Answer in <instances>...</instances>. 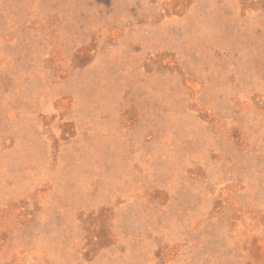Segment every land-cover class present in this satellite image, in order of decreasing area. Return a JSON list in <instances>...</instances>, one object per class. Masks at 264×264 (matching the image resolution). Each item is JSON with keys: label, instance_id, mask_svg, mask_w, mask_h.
Listing matches in <instances>:
<instances>
[{"label": "rangeland", "instance_id": "374dc122", "mask_svg": "<svg viewBox=\"0 0 264 264\" xmlns=\"http://www.w3.org/2000/svg\"><path fill=\"white\" fill-rule=\"evenodd\" d=\"M0 264H264V0H0Z\"/></svg>", "mask_w": 264, "mask_h": 264}]
</instances>
